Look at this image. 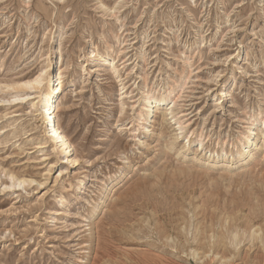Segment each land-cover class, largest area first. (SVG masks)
Wrapping results in <instances>:
<instances>
[{
    "label": "rangeland",
    "instance_id": "1",
    "mask_svg": "<svg viewBox=\"0 0 264 264\" xmlns=\"http://www.w3.org/2000/svg\"><path fill=\"white\" fill-rule=\"evenodd\" d=\"M58 54L75 163L2 100ZM262 123L264 0H0V264H264Z\"/></svg>",
    "mask_w": 264,
    "mask_h": 264
},
{
    "label": "bare ground",
    "instance_id": "2",
    "mask_svg": "<svg viewBox=\"0 0 264 264\" xmlns=\"http://www.w3.org/2000/svg\"><path fill=\"white\" fill-rule=\"evenodd\" d=\"M96 56L98 60L105 59L100 53H96ZM40 64H41L40 74L37 77L29 78L22 82H18L15 86L11 85L13 88H18L23 90V92L19 94V96L15 95L14 97H12L13 99L3 98L2 100L11 102L12 100H17V99H22V100L27 98L35 99V101L31 102V107L37 109L39 115L38 118H40L43 127V133L45 136L44 138L45 139L47 138L48 141H51L53 143L54 148L55 147L58 148L59 152L69 162L75 163L77 161V158L74 157L75 146L70 136L68 135V133L66 132L65 128L62 126L59 120V107H60L59 97L63 92V86L65 82L64 76H65V69L67 67V62L65 61L62 55L58 54L50 57L48 61L40 62ZM162 97L163 96L161 93H157V94L151 93L148 94V96L144 99L146 110L147 112H149V117L152 113L156 112L155 109L158 106ZM142 114H144V112H141V115ZM249 124L251 125L250 130L246 131L245 133H242L243 135H242L241 143H239L240 145L238 146L237 151H235V158L241 162H247L253 156L251 150L255 143V136L252 129L257 124L254 121H251ZM262 124L264 126V123ZM202 137L203 134H201V138ZM172 140L170 142L171 146L173 144ZM188 142L184 144L183 146L184 148H187L189 146L190 139ZM201 146L203 147L202 141L200 143V147ZM260 149L262 150L264 149V140ZM232 154L234 155V153ZM23 182H25V180H20V183ZM107 189H105V192L107 191ZM106 197H107L106 194H103V196L100 198L99 201L100 203H98L100 207L104 206V204L106 203L105 200ZM99 206L93 212L94 214H97L99 212L98 211L100 209ZM258 231L261 230L256 229L251 233L250 236L253 240H255V238L256 239L263 238L264 233L259 234ZM234 237H237V233L234 234ZM262 242L264 244V239H262ZM238 244L239 243L237 242V245ZM204 252L206 253L207 251L205 250Z\"/></svg>",
    "mask_w": 264,
    "mask_h": 264
}]
</instances>
